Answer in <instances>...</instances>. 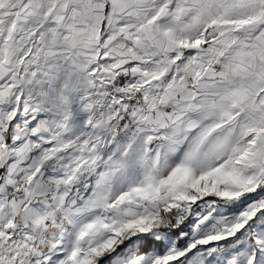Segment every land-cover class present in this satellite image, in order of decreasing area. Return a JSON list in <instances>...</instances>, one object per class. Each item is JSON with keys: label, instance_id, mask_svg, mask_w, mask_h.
<instances>
[{"label": "snow or ice", "instance_id": "snow-or-ice-1", "mask_svg": "<svg viewBox=\"0 0 264 264\" xmlns=\"http://www.w3.org/2000/svg\"><path fill=\"white\" fill-rule=\"evenodd\" d=\"M0 264H264V0H0Z\"/></svg>", "mask_w": 264, "mask_h": 264}]
</instances>
